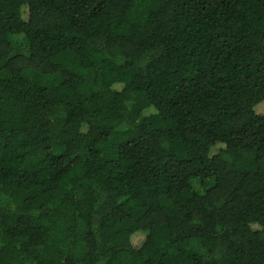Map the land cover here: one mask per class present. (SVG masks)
<instances>
[{
	"label": "trees",
	"instance_id": "trees-1",
	"mask_svg": "<svg viewBox=\"0 0 264 264\" xmlns=\"http://www.w3.org/2000/svg\"><path fill=\"white\" fill-rule=\"evenodd\" d=\"M264 0H0V264H264Z\"/></svg>",
	"mask_w": 264,
	"mask_h": 264
},
{
	"label": "rangeland",
	"instance_id": "rangeland-1",
	"mask_svg": "<svg viewBox=\"0 0 264 264\" xmlns=\"http://www.w3.org/2000/svg\"><path fill=\"white\" fill-rule=\"evenodd\" d=\"M260 112H263V113H264V105L261 106V108H260Z\"/></svg>",
	"mask_w": 264,
	"mask_h": 264
}]
</instances>
